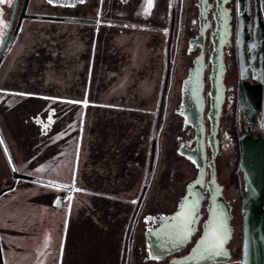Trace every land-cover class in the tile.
I'll return each instance as SVG.
<instances>
[{
  "label": "crops",
  "instance_id": "0c3cea01",
  "mask_svg": "<svg viewBox=\"0 0 264 264\" xmlns=\"http://www.w3.org/2000/svg\"><path fill=\"white\" fill-rule=\"evenodd\" d=\"M88 1L78 7L56 6L72 11V16H86L81 19L90 20H73L89 28L92 34L81 60L82 64L91 62L93 65L89 76L84 78L83 89L73 91L76 92L73 97L69 90L66 98L2 94L8 98L13 94L18 96L20 105L16 112L28 105L38 111L54 110L53 131L57 129L65 135L53 144L49 154L37 151L29 160L24 156L25 162L39 169L43 177H73L69 189L64 191L59 192L49 184V187L43 186L51 210L50 221H60L62 241L65 238L66 243L69 241L70 256L63 264H120L136 199L139 200L144 188L143 185L141 189L142 183L147 181L144 173L151 140L148 135L150 114L156 107L155 91L164 70L161 58L158 56L156 62L152 61L151 52L154 50L159 55L168 34L163 26L153 23L152 18L158 15L154 13L158 1H164L163 15L168 11L171 15V0H152V7L147 11L146 0ZM151 33L158 36L156 42L146 38L145 35ZM116 34H131L132 43L126 40L124 60L117 56ZM125 69L141 75L138 85L141 94L138 95L142 99L126 86L127 79L121 83L118 78H112V73L119 70L120 75ZM145 74L149 77L145 78ZM76 117H80L78 130L72 127ZM142 132L146 137L141 139ZM74 134L78 135L77 147L75 158L71 160L66 149L69 148L68 139ZM136 153L141 154L139 165L135 163ZM64 192L68 196L63 206L57 207V197ZM141 211H147L146 203H142Z\"/></svg>",
  "mask_w": 264,
  "mask_h": 264
},
{
  "label": "flooded vegetation",
  "instance_id": "af4514ba",
  "mask_svg": "<svg viewBox=\"0 0 264 264\" xmlns=\"http://www.w3.org/2000/svg\"><path fill=\"white\" fill-rule=\"evenodd\" d=\"M6 1L0 3V22H2L0 33L4 31L0 43L6 35L13 10L14 0L11 2V14L7 19L2 9ZM174 8L176 20L169 53L168 39L164 47L161 95L168 71L169 75L156 149L158 155L163 158V163L166 162L167 166L174 163L179 168L177 172L172 173L171 184L162 187L163 192L158 193L152 190L159 170L155 165L154 175L149 182L151 187L148 186L143 202H147L149 208L144 213L140 210L125 264H170L175 259L186 255L200 237L202 223L207 217L206 206L209 191L207 198L203 201L201 211L203 217L199 230L185 249L175 251L163 259L152 258L148 251V234L159 226L154 219L159 220L174 213L187 192L188 184L197 179L200 173V167L188 155L199 157L197 162L204 166L206 184L212 180L213 165L216 180L223 187V194L232 205L234 214L236 207L242 209L245 187L243 172L239 169L242 156L240 138L250 133L254 137L264 138V0H176L175 4L171 0V17ZM21 9L19 3L15 25ZM170 25L171 19L169 31ZM168 55H170V62ZM242 62L245 68L242 67ZM194 69L197 73L202 71L203 79L202 108L205 142L204 150L200 154L197 128L193 124H187L186 117L180 113L184 107L183 82ZM221 75L222 83H219ZM242 76H245V79H242ZM248 95L257 97V103L250 105L247 102ZM242 96L245 98L244 107L240 109V97ZM9 102L13 114L19 116L22 122L21 127L13 126V123L10 127L16 131L15 136L19 140L20 149L29 160L30 156L38 151L36 143L39 134H48L53 131L56 122L54 110L38 111L28 105L21 110L19 108L16 112L17 105L11 103L10 100ZM2 103L0 101V107ZM185 107L197 109L194 104H187ZM251 111L255 113L252 121L249 122L247 114ZM12 117L11 114L10 120ZM216 122L217 127L214 131L213 127ZM248 127L249 130H247ZM22 135L25 137L26 145L22 143ZM210 138H213L216 143L215 149ZM153 140L154 133L152 142ZM0 154L5 160V164H1L0 160V174L6 166L10 171L8 176L12 177L13 172L1 144ZM2 178L4 177L0 180ZM15 180L17 185L19 179L13 177L12 183ZM151 193L154 194L151 196ZM157 208L158 210H155ZM3 214L0 217H3ZM232 225L234 232L228 245L232 259L224 264H234L236 255L239 257V264L241 260L243 219L237 223L234 214ZM238 233H240L239 239ZM0 242L2 253L4 246L15 257L21 252L22 244L16 238L3 245L0 236ZM122 255L123 252L120 264Z\"/></svg>",
  "mask_w": 264,
  "mask_h": 264
},
{
  "label": "rangeland",
  "instance_id": "374dc122",
  "mask_svg": "<svg viewBox=\"0 0 264 264\" xmlns=\"http://www.w3.org/2000/svg\"><path fill=\"white\" fill-rule=\"evenodd\" d=\"M11 2H13V0H11ZM11 2L9 3L7 0L6 5H2L7 19H9L11 14ZM24 2L25 0H20V9ZM167 5L169 6V4ZM162 6H165L164 1H158L157 8L154 10V13L158 15L153 17L152 21H155L153 23L157 25H161V27L163 26L166 34H168L171 15L168 11L164 16V10L161 9ZM72 15V11L51 6L46 3L45 0H29L26 16H24L21 21L18 34L0 63V94L22 93L32 96V98H66L68 97L69 90H72L71 95L73 97L74 93H76L73 91H81L83 89L84 78L89 76L93 65H91V62L82 64L81 60L85 56L86 42L92 34L89 28L83 26L79 22L58 19L86 18V16L75 17ZM35 16L53 18H37ZM92 18L94 17L92 16ZM123 19L125 20L127 18ZM139 20L143 21L142 18H139ZM152 21L150 23H152ZM6 24H8V22H6ZM116 35H118L115 40V46L118 47L117 56L119 55L122 60H124L126 40L128 39V43H132L130 42L131 34ZM3 36L4 31L0 33V40ZM145 36L146 38H150L152 43L154 41L156 42L158 38V36L153 33ZM164 47L165 43L159 51V55L158 52L156 53L154 50L151 52L152 61L156 62L159 56L161 62L164 63ZM145 61H148V59ZM119 70L112 73V78H118V81L121 80V83L123 79H127L126 86H130L135 91V94H141L138 90V88H140L138 86L140 84V79H142L141 75L133 74L128 69H125V71L119 75ZM152 73L150 74L151 78L153 77ZM144 76L145 78L149 77V75L146 74ZM118 81H115V84H117ZM162 84L163 74L158 78L157 90L155 91L156 95L154 97V102L156 107L150 114L148 135L151 140L148 149L149 156L157 118L156 108L161 97ZM146 92L149 93L148 91ZM139 97L141 98L142 96ZM0 101L3 102L2 107H0V135L10 153L17 171L22 174L43 178L39 169L31 167L25 162V155L22 153L19 140L15 136L16 131L10 127L12 123L13 126L18 125L17 127H21V125L19 123V116H15L12 112L13 110L11 109L9 98L0 95ZM11 114L13 117L10 120ZM21 137L22 143L26 145L24 140L25 137L23 135ZM157 151L156 149L155 165H157L159 170L157 171L152 190L161 193L164 190L162 187L171 184L173 179L171 178L172 173L177 172L179 167L174 163L167 166V163H163V158L158 155ZM149 156L146 160L144 180L147 177ZM0 160L1 164H5L2 154H0ZM1 173L0 178H4L0 180V190L9 186L14 177L13 175L12 177L8 176L10 171L6 166H4ZM143 185H150L151 187V184L147 181L142 183L141 189ZM43 186L49 187L48 184L41 181L19 179L16 187L7 191L0 198V215L4 213L2 215L3 217H0L1 241L3 245H5L11 239L16 238V240H19L22 244L20 248L21 252L17 257L9 253L4 246L3 255L5 264H43V262L44 264H63V260L67 261L70 256L71 249L69 241L66 243V238L62 241L59 232L60 227L58 225L60 221H50L51 210L48 207V197L47 194H44ZM152 194L154 193H151V196ZM49 196H51V193ZM137 200L138 199H136V203ZM146 206L148 210L149 206L147 202ZM155 210H158V208ZM234 214L237 223L242 221L243 216L240 207L234 209ZM237 235L239 239L240 233ZM44 260H46V262ZM234 264H239L238 255L235 256Z\"/></svg>",
  "mask_w": 264,
  "mask_h": 264
},
{
  "label": "water",
  "instance_id": "95a60500",
  "mask_svg": "<svg viewBox=\"0 0 264 264\" xmlns=\"http://www.w3.org/2000/svg\"><path fill=\"white\" fill-rule=\"evenodd\" d=\"M49 2V0H47ZM88 0H52L50 2L55 6L62 7H76L79 4L86 3ZM29 0H25L18 21L15 25L17 13L19 10L20 0H14L13 10L10 17V22L6 35L0 44V63L12 46L20 28L21 21L26 16V9ZM176 0H173L175 4ZM37 18H53L44 16H35ZM65 20L76 21H90L81 18H58ZM176 20L175 8L172 11L171 25L168 36V53L174 35V26ZM15 26V28H14ZM242 44H244L242 42ZM244 50L243 45H241ZM170 62V55H168ZM245 68V64L241 63ZM168 74L166 76L163 91L161 95L160 105L158 109L157 120L154 129V140L152 142L150 163L147 175V181L151 182L155 170V155L157 148V138L159 136V129L161 124L163 105L166 97V90L168 86ZM245 79V76H242ZM222 83V75L218 81ZM215 84V80H213ZM203 79L202 71H191L188 78L183 82V109L180 111L186 117V123L193 124L197 128L198 133V147L199 154L204 150V125H203ZM244 96L240 97V109L244 103ZM258 98L253 95L247 96V102L252 105L257 103ZM221 103V102H220ZM187 104L196 105L197 109L191 107L187 109ZM245 109V108H244ZM254 111L247 114L249 122L252 121ZM219 114V112H218ZM217 122L214 124V131H216ZM250 128L248 127L247 130ZM242 156L239 169L244 176V192H243V239H242V253L240 264H264V138L254 137L251 133L242 135L240 138ZM211 144L216 146L213 138H210ZM0 144L6 155L9 166L13 172L15 179H25L31 181H41L46 184L54 186L57 191L62 189H69V185L49 180L45 178L35 177L27 174L19 173L10 156V153L0 135ZM190 159L196 161L200 167V173L194 181L188 184L187 192L180 201L177 210L159 220L154 219L159 226L148 234V251L152 258L163 259L167 255L175 251H181L191 243L193 236L198 232L201 219L203 217L202 207L203 201L208 196V203L206 206L207 217L202 223V233L190 251L179 259H175L170 264H224L232 259V254L228 245L233 237L234 228L232 220L234 218L233 207L223 194V187L217 182L212 165V180L206 184L204 166L201 165L195 155H188ZM16 180L9 186L0 190V197L14 189ZM206 187V189H205ZM148 191V186H144L139 200L135 206L134 212L130 218L123 248L122 262L125 264L129 248L131 247L132 235L134 228L138 222V216L142 207L144 197ZM68 196L67 192L59 193L56 206L62 207L64 200ZM210 226H214L210 227ZM215 230L217 237H219V246H212L213 241L210 233ZM0 264H4V258L0 242Z\"/></svg>",
  "mask_w": 264,
  "mask_h": 264
},
{
  "label": "trees",
  "instance_id": "16d2710c",
  "mask_svg": "<svg viewBox=\"0 0 264 264\" xmlns=\"http://www.w3.org/2000/svg\"><path fill=\"white\" fill-rule=\"evenodd\" d=\"M9 97H10L9 99H10L11 103L16 104V105H20V100H19L17 95L13 94V95H9ZM79 121H80V117H76L75 120L72 122V127L75 128L76 130H78V128H79ZM63 136H65V135H63L57 129L54 131H51L48 134H43V133L39 134L38 139H37V143H36V146L38 148V153H40L42 155L49 154V152H51L53 144L56 142H59L63 138ZM139 136L141 137V139H142V137H146L144 132H142V134ZM77 138H78V135L74 134L68 139L69 148L66 149L67 150L66 153L71 157V160H73L75 158V155H76ZM140 155L141 154L136 153V160H135L136 165H139V163H140V160H139ZM72 171H73V165H72ZM43 178L62 182V183H66L69 186H70L72 179H73L72 175L70 177H68L66 175L65 176H61V175L44 176Z\"/></svg>",
  "mask_w": 264,
  "mask_h": 264
},
{
  "label": "snow or ice",
  "instance_id": "6c2138e0",
  "mask_svg": "<svg viewBox=\"0 0 264 264\" xmlns=\"http://www.w3.org/2000/svg\"><path fill=\"white\" fill-rule=\"evenodd\" d=\"M3 2H5V0H0V3H3ZM8 2L10 3L11 0H8ZM49 2H52V0H49ZM81 2H82V0H81ZM146 3H147V8H146V11H147V10H150L151 7H152V0H146ZM0 23H2V22H0ZM210 227L214 228V226H210ZM210 236H211L212 241H213V245L212 246H219L220 241H219V237H217V235H216L215 230H213L210 233Z\"/></svg>",
  "mask_w": 264,
  "mask_h": 264
}]
</instances>
